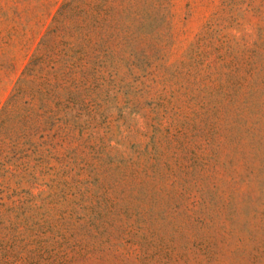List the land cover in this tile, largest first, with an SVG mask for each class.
Wrapping results in <instances>:
<instances>
[{"label": "rangeland", "instance_id": "374dc122", "mask_svg": "<svg viewBox=\"0 0 264 264\" xmlns=\"http://www.w3.org/2000/svg\"><path fill=\"white\" fill-rule=\"evenodd\" d=\"M0 264H264V0H0Z\"/></svg>", "mask_w": 264, "mask_h": 264}]
</instances>
